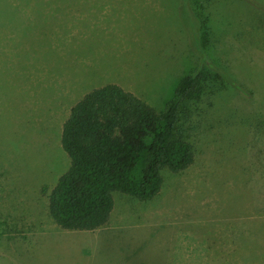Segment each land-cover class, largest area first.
<instances>
[{
	"label": "rangeland",
	"instance_id": "374dc122",
	"mask_svg": "<svg viewBox=\"0 0 264 264\" xmlns=\"http://www.w3.org/2000/svg\"><path fill=\"white\" fill-rule=\"evenodd\" d=\"M195 73L193 163L113 191L111 241L60 229L71 107L115 83L161 112ZM0 264H264V0H0Z\"/></svg>",
	"mask_w": 264,
	"mask_h": 264
},
{
	"label": "trees",
	"instance_id": "16d2710c",
	"mask_svg": "<svg viewBox=\"0 0 264 264\" xmlns=\"http://www.w3.org/2000/svg\"><path fill=\"white\" fill-rule=\"evenodd\" d=\"M197 79L196 73L182 78L161 112L115 83L90 90L71 107L61 131L70 164L48 204L60 229L101 228L113 208V191L150 200L161 189L162 169L179 173L193 163V145L179 124Z\"/></svg>",
	"mask_w": 264,
	"mask_h": 264
},
{
	"label": "crops",
	"instance_id": "0c3cea01",
	"mask_svg": "<svg viewBox=\"0 0 264 264\" xmlns=\"http://www.w3.org/2000/svg\"><path fill=\"white\" fill-rule=\"evenodd\" d=\"M99 229L100 228L95 229L97 231V233H93V235L91 234V242L94 243L95 241L99 240L103 236H106L109 241L113 240V236H114L113 231L104 233V232H98ZM86 231H88V230H86ZM91 231L93 232L94 230H91ZM53 236L56 237V235H53Z\"/></svg>",
	"mask_w": 264,
	"mask_h": 264
}]
</instances>
